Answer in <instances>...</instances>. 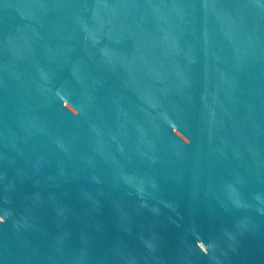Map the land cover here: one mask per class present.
<instances>
[{"label":"water","instance_id":"1","mask_svg":"<svg viewBox=\"0 0 264 264\" xmlns=\"http://www.w3.org/2000/svg\"><path fill=\"white\" fill-rule=\"evenodd\" d=\"M0 264H264V0H0Z\"/></svg>","mask_w":264,"mask_h":264}]
</instances>
